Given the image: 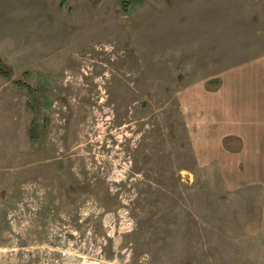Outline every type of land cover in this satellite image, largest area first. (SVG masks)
<instances>
[{
    "label": "rangeland",
    "instance_id": "1",
    "mask_svg": "<svg viewBox=\"0 0 264 264\" xmlns=\"http://www.w3.org/2000/svg\"><path fill=\"white\" fill-rule=\"evenodd\" d=\"M36 2L0 0V264H264V151L201 156L190 105L264 65V0Z\"/></svg>",
    "mask_w": 264,
    "mask_h": 264
},
{
    "label": "crops",
    "instance_id": "2",
    "mask_svg": "<svg viewBox=\"0 0 264 264\" xmlns=\"http://www.w3.org/2000/svg\"><path fill=\"white\" fill-rule=\"evenodd\" d=\"M225 81L227 94L221 96ZM220 82L215 91L196 93L195 102L192 101L195 104L189 103L199 110L192 134L193 148L201 156L217 150L213 159L220 166L233 158L252 166L256 164L255 151H264V65L231 69L222 75ZM214 94L218 102L212 97Z\"/></svg>",
    "mask_w": 264,
    "mask_h": 264
},
{
    "label": "trees",
    "instance_id": "3",
    "mask_svg": "<svg viewBox=\"0 0 264 264\" xmlns=\"http://www.w3.org/2000/svg\"><path fill=\"white\" fill-rule=\"evenodd\" d=\"M124 6H126V5H124ZM0 76H2V77L8 76L7 72L3 68H1V66H0Z\"/></svg>",
    "mask_w": 264,
    "mask_h": 264
}]
</instances>
